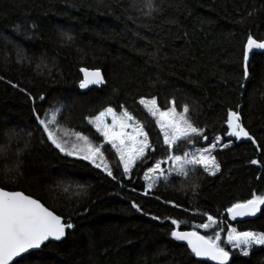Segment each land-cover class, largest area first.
<instances>
[{"label":"trees","instance_id":"16d2710c","mask_svg":"<svg viewBox=\"0 0 264 264\" xmlns=\"http://www.w3.org/2000/svg\"><path fill=\"white\" fill-rule=\"evenodd\" d=\"M145 3L0 0V187L38 199L74 225L61 241L30 252L23 264H209L170 237V219L192 230L206 219L200 213L221 218L232 203L253 192L264 194V153L257 150L264 148V50L253 53L247 79L243 61L248 35L264 41V0H150L151 8ZM82 67L100 69L106 83L82 92ZM28 93L46 97L35 105L41 116L50 106L63 105L60 124L95 144L102 137L84 117L90 110L120 111L125 105L149 132L155 159L165 155L163 138L138 103L141 96L157 98L162 110L173 99L178 111L187 104L189 118L209 137L222 134L228 110H237L258 144L232 139L214 153L221 166L216 175L200 170L188 178L174 176L145 196L146 168H136L129 180L115 160L111 166L119 180L114 181L89 162L41 144ZM59 178L77 183V191L58 186ZM231 223L241 231H264V206L256 217ZM230 259V264H264V246H255L248 257L234 252Z\"/></svg>","mask_w":264,"mask_h":264},{"label":"snow or ice","instance_id":"6c2138e0","mask_svg":"<svg viewBox=\"0 0 264 264\" xmlns=\"http://www.w3.org/2000/svg\"><path fill=\"white\" fill-rule=\"evenodd\" d=\"M131 6L136 7V4L133 3ZM145 6L151 8L150 0H146ZM21 27L19 25L16 27L18 33ZM67 38L72 39L71 36ZM254 49L264 50V41H258L252 35H248L243 45L245 79L249 76L248 62L250 53ZM80 72L83 74V79L79 81L78 86L82 90L89 88L90 85L100 86L106 83L99 69L89 70L82 67ZM12 86L18 87L15 84ZM20 91L24 92L25 89ZM27 95L34 105L32 113L38 130L41 131V144L50 143L62 155L87 161L112 180L118 181L119 178L114 174L103 152L105 144L111 145L119 158V166H122V178L131 180L136 168L147 169L143 172L145 191L142 194L145 196L149 195L161 180L171 183V178L174 176L188 178L197 175L200 170L209 176L216 175L221 170V166L214 153L218 147L228 148L232 143L231 138H235L236 141L246 138L253 145L258 144L243 126L241 115L237 110H228L226 129H222V134L209 137L206 128L198 127L191 121L190 108L187 104L183 105L181 111H177L176 101L173 99L172 106L162 110L157 98L141 96L138 103L143 105L155 119L159 135L163 138L165 155L161 159H155L157 148L150 141L149 132L125 105L119 106L120 111L112 106L105 107L98 114L90 110L89 115L84 117L87 124L91 125L103 138V143L97 146L81 132L60 127L63 105L50 106L41 116V109L35 105L37 100L42 103L46 97L43 94L38 97L30 93ZM236 107L238 109L239 105ZM109 119L110 122H108ZM31 135L32 133L29 132L28 136L31 137ZM225 138L228 139L227 143H224ZM182 142L186 143L187 148L178 154L177 149ZM205 142H209L207 146ZM25 143L29 144L30 140ZM257 150L264 153V148ZM150 161H153L151 166H149ZM250 163L257 165L259 161L252 159ZM164 165L167 167L165 168ZM197 187L198 185L193 186L194 193ZM132 191L136 189L133 188ZM155 198L160 199L158 196ZM164 203L173 202L164 201ZM173 206L176 205L173 203ZM262 206H264V194L253 192L250 199L237 201L225 207L221 218L207 212L200 213L206 219L195 224L190 231L179 230L181 221L171 218L170 237L175 241L186 242L191 255L196 258H206L214 261L215 264H230V256L234 252L248 257L255 246H264V231H241L231 223L238 218L256 216L261 212ZM131 207L137 212L142 211V207L136 202H132ZM151 218L161 219L157 216ZM168 219V217L164 218V220ZM73 228L74 225L70 220L65 222L60 215L49 210L38 199L22 191L6 190L0 187V264H23L24 260L30 256V250L40 249L50 240L60 241L66 236V230ZM200 229L205 232L210 230L212 234H201Z\"/></svg>","mask_w":264,"mask_h":264},{"label":"rangeland","instance_id":"374dc122","mask_svg":"<svg viewBox=\"0 0 264 264\" xmlns=\"http://www.w3.org/2000/svg\"><path fill=\"white\" fill-rule=\"evenodd\" d=\"M178 111V110H177ZM179 111H181V110H179ZM108 122H110V119H109V121ZM60 127H62L63 129H66V130H69V129H67L65 126H63L62 124H60ZM70 131V130H69ZM86 136H88V135H86ZM89 137V136H88ZM90 138V137H89ZM91 139V138H90ZM92 140V139H91ZM151 141V140H150ZM92 142L94 143V141L92 140ZM152 142V141H151ZM103 143V138H102V141H101V143H98V144H95V145H97V146H99L100 144H102ZM205 144H207V142H205ZM185 146H187L186 145V143H184V144H182V143H180L179 144V146H178V148L179 149H182V148H184ZM205 146H207V145H205ZM103 152H104V154H105V156H106V158H107V160H108V162H109V164L111 165L115 160L119 163V158H118V156L116 155V153H115V151L111 148V145H107V144H105L104 145V147H103ZM164 167L166 168L167 167V165H164ZM147 170V169H146ZM57 183H58V186H61V187H65V186H67L66 188H70L71 190H76L77 191V189L76 188H78V185H77V183H74L73 181H71V182H67L64 178H59L58 180H57ZM66 183V184H65ZM65 188V189H66ZM62 189H64V188H62Z\"/></svg>","mask_w":264,"mask_h":264},{"label":"water","instance_id":"95a60500","mask_svg":"<svg viewBox=\"0 0 264 264\" xmlns=\"http://www.w3.org/2000/svg\"><path fill=\"white\" fill-rule=\"evenodd\" d=\"M262 49H254V50H252V52L250 53V59H251V57H252V55H253V53L254 52H257V51H261ZM250 61V60H249ZM249 63V62H248ZM87 69H89V70H95V69H98V68H87ZM100 70V69H99ZM101 71V70H100ZM101 73H102V71H101ZM81 75H82V79H83V74L81 73ZM102 75H103V73H102ZM103 77H104V75H103ZM101 86V85H100ZM100 86H96V85H90L89 86V88H87V89H80L82 92H84V91H87L88 89H90V88H93V87H100ZM231 139H235V138H231ZM242 141H249V140H247L246 138H242L240 141H237V142H242ZM7 190V189H6ZM14 191H20V190H14ZM26 194V193H25ZM26 195H28V194H26ZM30 196V195H29ZM32 197V196H31ZM32 198H34V197H32ZM34 199H36V198H34ZM41 202V201H40ZM42 203V202H41ZM45 206V205H44ZM45 207H47V206H45ZM48 208V207H47ZM49 210H51V209H49ZM52 211V210H51ZM54 212V211H53ZM55 213V212H54ZM260 213V212H259ZM259 213H257V215H259ZM56 214V213H55ZM58 215V214H57ZM256 215V216H257ZM256 216H254V217H256ZM254 217H245V218H238L237 220H246V219H252V218H254ZM179 230H181V231H190V230H188V229H179ZM63 239V238H62ZM61 239V240H62ZM60 240V241H61ZM50 241H52V240H50ZM47 242H49V241H47ZM47 242H45V243H47ZM55 242H58V241H55ZM180 242H182V241H180ZM183 244H185L186 245V242H182ZM187 246V245H186ZM38 249H36V250H30V252H32V251H37ZM198 260H200V261H204V262H207V263H209V264H215V262L214 261H209V260H207L206 258H197ZM231 260V259H230Z\"/></svg>","mask_w":264,"mask_h":264}]
</instances>
